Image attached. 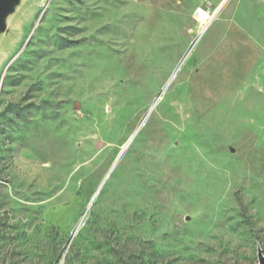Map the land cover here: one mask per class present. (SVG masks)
I'll return each mask as SVG.
<instances>
[{
  "label": "rangeland",
  "instance_id": "374dc122",
  "mask_svg": "<svg viewBox=\"0 0 264 264\" xmlns=\"http://www.w3.org/2000/svg\"><path fill=\"white\" fill-rule=\"evenodd\" d=\"M7 24L0 264H258L264 0H20Z\"/></svg>",
  "mask_w": 264,
  "mask_h": 264
},
{
  "label": "bare ground",
  "instance_id": "6f19581e",
  "mask_svg": "<svg viewBox=\"0 0 264 264\" xmlns=\"http://www.w3.org/2000/svg\"><path fill=\"white\" fill-rule=\"evenodd\" d=\"M195 16H197V17H199L200 18V24H201V26H203V27H205L207 24H208V22L210 21V20H212V17H214L213 16V14L212 15H209V14H207L206 12H204L203 10H201L200 12L197 10V12H196V15ZM88 28V27H87ZM84 39V38H83ZM87 40V39H86ZM78 41V40H77ZM47 44V43H46ZM85 50V49H84ZM81 51V50H80ZM79 51V52H80ZM75 52V51H74ZM87 53V52H86ZM36 54V53H35ZM78 54V53H77ZM86 57V56H85ZM66 61V60H65ZM71 65H73V64H71ZM68 66V65H67ZM71 67V66H70ZM79 70V69H78ZM63 77V76H62ZM172 78V77H171ZM61 88V87H60ZM162 90V89H161ZM161 90H160V93H159V95H158V97H157V99L161 96V94L163 93V91L161 92ZM24 96V95H23ZM161 98V97H160ZM61 101V100H60ZM261 136V135H260ZM213 137V136H212ZM259 137V136H258ZM264 137V136H263ZM211 138V137H210ZM212 139V138H211ZM257 139V138H256ZM260 139V138H259ZM259 139H257V140H259ZM262 141V140H261ZM129 143V142H128ZM127 143V144H128ZM258 143V142H257ZM259 143H260V140H259ZM263 145V144H262ZM127 146V145H126ZM264 146V145H263ZM258 147H259V145H258ZM261 147V146H260ZM259 147V148H260ZM126 148V147H125ZM125 148L121 151V154L118 156V158L124 153L123 151L125 150ZM260 152V151H259ZM264 154V153H263ZM263 154H259V156H258V162H260V161H262L263 160V158H264V155ZM117 158V159H118ZM237 160V159H236ZM239 161V160H238ZM257 162H256V157H255V164H256ZM263 163H261V165H262ZM257 165L258 164H256V167H255V173H254V177H255V180L254 181H256L257 180V184L256 185H259L258 184V179H257V174H258V172H257ZM226 165H223L222 164V169L223 168H226L225 167ZM240 166V165H239ZM263 167H264V164L262 165ZM259 167V166H258ZM220 168V169H221ZM216 167L214 166V165H212L211 166V168H210V176H211V178H214L215 177V174H216ZM225 170V169H224ZM240 170H238V172H239ZM238 172H236L235 173V175H234V179H235V185H238V186H243L242 185V183H243V179H242V177H243V175H242V173H238ZM260 173V172H259ZM250 175V174H249ZM251 176V175H250ZM250 176H249V178H250ZM260 176V175H259ZM261 177V176H260ZM252 179V178H251ZM263 179H264V176H263ZM248 180V179H247ZM261 180V179H260ZM259 180V181H260ZM253 181V180H252ZM253 181V182H254ZM261 181H263V180H261ZM260 181V182H261ZM259 182V183H260ZM251 183V182H250ZM249 183V184H250ZM263 183V182H262ZM264 184V183H263ZM250 185H252V183L250 184ZM258 187V186H257ZM260 187V186H259ZM262 188H263V186H262ZM242 189H244V188H242ZM264 189V188H263ZM262 189V190H263ZM264 192V191H263ZM259 194V193H258ZM259 196H261V194H259ZM259 196H258V198H259ZM264 198V197H263ZM259 200V199H258ZM262 200V199H261ZM263 201H264V199H263ZM262 201V202H263ZM17 202V201H16ZM92 203H93V200L90 202V204H89V206H91L92 205ZM264 205V204H263ZM72 235V234H71Z\"/></svg>",
  "mask_w": 264,
  "mask_h": 264
},
{
  "label": "water",
  "instance_id": "95a60500",
  "mask_svg": "<svg viewBox=\"0 0 264 264\" xmlns=\"http://www.w3.org/2000/svg\"><path fill=\"white\" fill-rule=\"evenodd\" d=\"M19 2H20V0H0V35L3 34V32H5L7 30V28H8L7 19L12 13H14V11L16 10L17 4ZM197 10L199 12L201 11V9H199V8ZM182 60L178 64V66L174 69V71L171 73V75L169 76V80H170L171 77H173L175 75L177 69L180 67V65L183 62ZM169 80L163 86L161 92L167 86ZM88 207H89V205L87 206V208ZM77 229L78 228L76 226L75 227V231L73 232V234L68 239V242H67L68 245H69V242L72 239L73 235L77 231ZM68 245H67V247H68ZM256 254H257L258 264H264V253L261 252L260 248H257Z\"/></svg>",
  "mask_w": 264,
  "mask_h": 264
},
{
  "label": "crops",
  "instance_id": "0c3cea01",
  "mask_svg": "<svg viewBox=\"0 0 264 264\" xmlns=\"http://www.w3.org/2000/svg\"><path fill=\"white\" fill-rule=\"evenodd\" d=\"M228 30H230V32H232L236 37H239L241 42L243 39L248 40L247 39L248 35L243 30H240L236 25H233V24L229 25ZM249 43L250 42L248 41V44ZM242 46L243 47L245 46L249 50V45H242ZM255 53L256 52H253V51L251 52V54H252V56H250V60H251L250 63L251 64L253 62V58L255 57L253 54H255Z\"/></svg>",
  "mask_w": 264,
  "mask_h": 264
},
{
  "label": "trees",
  "instance_id": "16d2710c",
  "mask_svg": "<svg viewBox=\"0 0 264 264\" xmlns=\"http://www.w3.org/2000/svg\"><path fill=\"white\" fill-rule=\"evenodd\" d=\"M131 256H132V255H131ZM131 256L129 255L128 257H130V258L133 257V258H135V260H140V259L142 260L141 257L136 258L135 256H132V257H131ZM141 264H151V263H145V262L143 263V260H142V263H141ZM161 264H165V263H162V262H161Z\"/></svg>",
  "mask_w": 264,
  "mask_h": 264
}]
</instances>
